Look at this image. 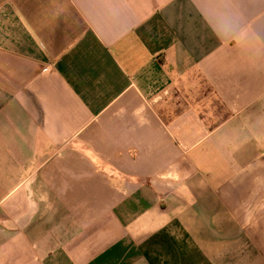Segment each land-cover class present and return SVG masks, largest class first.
I'll use <instances>...</instances> for the list:
<instances>
[{
    "label": "crops",
    "instance_id": "0c3cea01",
    "mask_svg": "<svg viewBox=\"0 0 264 264\" xmlns=\"http://www.w3.org/2000/svg\"><path fill=\"white\" fill-rule=\"evenodd\" d=\"M0 264H264V0H0Z\"/></svg>",
    "mask_w": 264,
    "mask_h": 264
}]
</instances>
